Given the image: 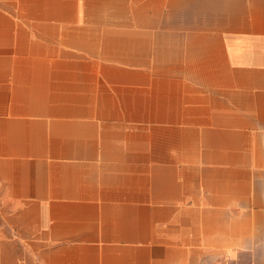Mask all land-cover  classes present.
I'll list each match as a JSON object with an SVG mask.
<instances>
[{
	"label": "crops",
	"instance_id": "crops-1",
	"mask_svg": "<svg viewBox=\"0 0 264 264\" xmlns=\"http://www.w3.org/2000/svg\"><path fill=\"white\" fill-rule=\"evenodd\" d=\"M0 264H264V0H0Z\"/></svg>",
	"mask_w": 264,
	"mask_h": 264
}]
</instances>
